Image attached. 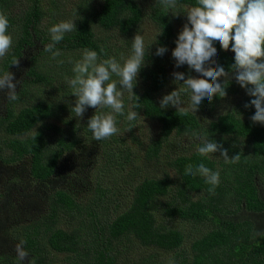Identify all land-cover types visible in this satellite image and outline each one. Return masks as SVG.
<instances>
[{"label":"trees","instance_id":"1","mask_svg":"<svg viewBox=\"0 0 264 264\" xmlns=\"http://www.w3.org/2000/svg\"><path fill=\"white\" fill-rule=\"evenodd\" d=\"M57 2L0 0L13 37L11 49L0 58V75L10 71L20 81L18 99H0V264H18L21 240L28 253L23 264H168L170 259L175 264H264V236L253 238L254 232H264V125L251 121L254 106L245 107L254 97L233 78L224 98L214 97L211 103L205 98L196 110L207 116L228 97L238 98L213 119L202 121L173 106L160 108L162 97L178 86L173 72L203 78L186 64L175 67L172 57L186 12L196 0H177L171 10L161 0H79L85 5L74 19L77 31L65 33L53 49L60 55L53 58L44 50L52 43L44 21L48 6ZM143 22L156 33L145 46V66L133 88L139 101L124 90V114L117 115V122L124 121L128 130L141 120L156 126L143 159L161 175L131 180L126 194L99 182L71 184L69 170L61 173L69 162L75 170L92 168L97 161L103 172L133 169L128 143L133 132L128 139L114 134L95 140L87 123L102 110L89 112L88 107L80 122L73 111L75 96L65 83L69 68L52 64L62 54H83L84 49L96 51L101 60L121 62L132 54V39ZM36 44L41 50L20 67L23 52ZM159 46L167 48L163 56L155 55ZM214 46L213 59L231 71L234 52L224 51L219 42ZM21 69L23 78L17 74ZM44 87L62 94L46 100L40 94ZM181 98L190 104V93ZM130 110L138 112L133 121L127 119ZM205 134L223 144L229 158L239 154V161L226 163L220 152L201 156L197 136ZM182 138L193 150L189 155L165 153ZM200 163L220 173L214 194L204 177L185 175L188 164Z\"/></svg>","mask_w":264,"mask_h":264},{"label":"clouds","instance_id":"2","mask_svg":"<svg viewBox=\"0 0 264 264\" xmlns=\"http://www.w3.org/2000/svg\"><path fill=\"white\" fill-rule=\"evenodd\" d=\"M161 3L165 10L177 7V0H161ZM186 16L187 22L178 33L172 57L175 67L186 64L203 78L191 75L185 78V73L173 72V82L178 86L162 97L160 108L173 106L185 115L189 110L195 113L205 98L210 103L214 97L224 98L227 95L225 85L234 78L246 90L247 95L254 97L249 104H245L246 108H255L251 121L264 125V0H196V6L191 7ZM8 28L9 19L4 12H0V58L13 45V37L8 33ZM49 31L52 43L46 45L44 50L51 52L55 58L60 55L58 50L53 51L56 44L64 39L65 33L77 30L74 20H67L55 24ZM132 41V54L122 65L115 57L101 60L96 51L84 49L82 58L73 68L74 77L65 80L76 97L73 111L78 117H82L88 107L111 109L107 113L94 114L88 120L87 126L97 141L108 139L119 132L116 126L117 115L124 114V90L139 101L133 88L137 84L141 68L145 66V43L143 35L139 33ZM215 42H219L224 51L230 49L234 52V64L229 68L231 71H226L213 59L217 55ZM100 51L103 52L104 49L101 48ZM166 51L165 46H159L155 55L163 56ZM12 65L18 67V60H14ZM114 74L119 77L118 82L112 80ZM220 78H223V83L218 82ZM13 80L14 75L10 71L0 75V90L7 89L8 100L18 99L16 85L20 81L13 83ZM180 81L183 83L180 84ZM184 93H190L188 108L182 106L181 96ZM134 107L138 108L139 103ZM137 116L138 112L130 110L127 119L133 121ZM197 139L201 142L197 149L201 156L220 152L226 163H236L240 159L239 154L229 158L228 150L223 144L210 139L206 134L198 135ZM185 175L204 177L205 182L211 186L210 194H214L220 183L219 171H212L204 163L195 166L188 164ZM257 235L264 236V232H254L253 238ZM24 243L21 240L16 246L18 264H23L28 257V253L22 248ZM168 264H175L174 259H170Z\"/></svg>","mask_w":264,"mask_h":264},{"label":"rangeland","instance_id":"3","mask_svg":"<svg viewBox=\"0 0 264 264\" xmlns=\"http://www.w3.org/2000/svg\"><path fill=\"white\" fill-rule=\"evenodd\" d=\"M84 5L85 4L80 3L79 0H68L67 2H63V1L60 2V0H58L57 4L55 5L51 3L48 6V9H46L47 11V14L45 17L46 21H44L45 26H48V28L46 27V31L49 32V36H51L49 29L52 26L60 23L61 21L74 20L77 17L78 12H81L83 10ZM61 8L64 10L62 15L59 14V10ZM49 16L51 18H49ZM61 17L62 19H60ZM53 22L55 24H52ZM155 33H156V30L150 23L143 22L140 28V34L143 35L144 37L145 46L150 44V42L155 36ZM41 48H42L41 45L36 44L35 47L25 50L23 52V58L20 62V67L25 66L28 60V57L31 54H36L38 51L41 50ZM82 56L83 54L79 52L65 53L60 56L61 60L54 62L52 65L57 64L60 66L61 62H63L65 67L67 66L70 70V73H69V70L66 69V72L69 74V77L67 78L70 79V78H73L75 75V73L73 72L75 63L78 60H80ZM125 59H123L119 63H121L122 65ZM17 74L20 76V78H23L24 69L19 70ZM112 80L118 82L119 77L114 74L112 76ZM16 81H19V80L14 79L13 83H16ZM56 86H59V84L56 83ZM118 87H119V84H118ZM70 90L73 92L72 88H70ZM166 92H167V89H165L163 93H166ZM6 93H7V89L0 90V99L7 96ZM40 94L44 99L50 100L54 98L55 96L62 94V91L54 90L50 87H44L41 89ZM181 100L183 102L182 106L185 108H188L189 103L186 101V99L181 98ZM237 100L238 98L236 97H228L227 99L223 101L222 105L216 111H214L212 114L207 115V116L200 115V114L198 115V113L196 112L194 114H196L198 116V119L202 121L213 119L217 115L224 113L227 108L235 105ZM73 101H76V97H74ZM98 109L102 110L103 113L110 112L109 108H106V107H100L97 109H94L91 107L89 112H92L93 110H98ZM189 112H192V111L189 110ZM79 121L83 123L84 116L81 117ZM116 126L119 129V132L117 134L123 138L128 139L129 134L133 132L132 134L133 138L128 139V143L135 156V162H134L133 169H131V167H128L122 172H113V171L103 172L100 166H98L99 161H97V163H95L96 166H92V168L90 167L88 169V168L80 167V168H77L76 169L77 171H76L75 169L70 168L72 165H71V162H69L66 165H64L66 167H69V169L67 168L65 169V171H61V173L65 174V172L69 170L67 177L69 178V182L71 184L75 185L77 183L84 182V181L87 182L88 184H94L96 182H99L103 184L104 186H110L112 188H115L117 191H120V192L122 191V193L126 194L130 192L129 183L131 180H134L135 182H137L142 177L161 175V172H162L161 169L154 168L152 164L146 162L143 159V147L147 143L148 138H151L155 135L156 126L152 123L147 122L146 120L138 121V124L132 125L130 127V130H128L127 126L122 120H119ZM134 138H136L138 142H134ZM192 151L193 150L191 146H189L186 139L182 138V140L176 141L172 146H170L167 149V151H165V153L176 156V155H183V154L189 155ZM161 159H163V157Z\"/></svg>","mask_w":264,"mask_h":264}]
</instances>
